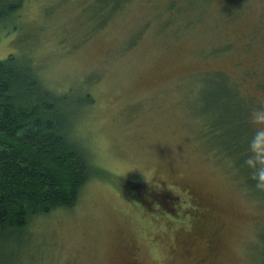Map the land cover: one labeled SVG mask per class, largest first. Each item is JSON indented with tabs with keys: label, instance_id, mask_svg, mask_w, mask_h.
Segmentation results:
<instances>
[{
	"label": "rangeland",
	"instance_id": "obj_1",
	"mask_svg": "<svg viewBox=\"0 0 264 264\" xmlns=\"http://www.w3.org/2000/svg\"><path fill=\"white\" fill-rule=\"evenodd\" d=\"M94 2L21 0L0 25V59L64 96L91 167L72 208L0 239V264H264V199L206 103L222 74L264 154V0H129L100 26Z\"/></svg>",
	"mask_w": 264,
	"mask_h": 264
},
{
	"label": "trees",
	"instance_id": "obj_2",
	"mask_svg": "<svg viewBox=\"0 0 264 264\" xmlns=\"http://www.w3.org/2000/svg\"><path fill=\"white\" fill-rule=\"evenodd\" d=\"M10 1L0 0L1 27L21 5ZM128 1L95 0L98 26ZM206 78L218 87L216 105L212 93L206 100L214 121L208 123L210 136L218 137L219 150L264 199V154L258 152L260 132L249 122L252 111L222 74ZM70 111L27 59L16 54L0 59V239L21 238L35 218L77 203L91 167L86 150L72 138L76 116ZM261 236L264 243V232Z\"/></svg>",
	"mask_w": 264,
	"mask_h": 264
},
{
	"label": "bare ground",
	"instance_id": "obj_3",
	"mask_svg": "<svg viewBox=\"0 0 264 264\" xmlns=\"http://www.w3.org/2000/svg\"><path fill=\"white\" fill-rule=\"evenodd\" d=\"M3 26V25H2ZM9 55V54H8ZM2 60V59H1ZM128 198V197H127ZM133 199V198H132ZM210 243V242H209ZM209 246V245H208ZM200 261V260H199Z\"/></svg>",
	"mask_w": 264,
	"mask_h": 264
}]
</instances>
